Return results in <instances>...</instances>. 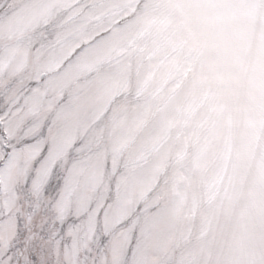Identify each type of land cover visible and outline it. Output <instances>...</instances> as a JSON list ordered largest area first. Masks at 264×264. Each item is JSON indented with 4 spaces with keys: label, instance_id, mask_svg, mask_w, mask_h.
Instances as JSON below:
<instances>
[{
    "label": "snow or ice",
    "instance_id": "1",
    "mask_svg": "<svg viewBox=\"0 0 264 264\" xmlns=\"http://www.w3.org/2000/svg\"><path fill=\"white\" fill-rule=\"evenodd\" d=\"M156 19L155 0H0V264H239L166 239L158 171L103 136L119 50Z\"/></svg>",
    "mask_w": 264,
    "mask_h": 264
},
{
    "label": "rangeland",
    "instance_id": "2",
    "mask_svg": "<svg viewBox=\"0 0 264 264\" xmlns=\"http://www.w3.org/2000/svg\"><path fill=\"white\" fill-rule=\"evenodd\" d=\"M155 2L119 50L128 91L103 136L158 171L166 239L207 236L206 259L243 264L264 253V3Z\"/></svg>",
    "mask_w": 264,
    "mask_h": 264
}]
</instances>
